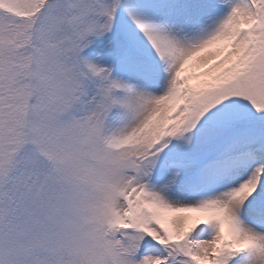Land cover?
Wrapping results in <instances>:
<instances>
[{
    "label": "rangeland",
    "instance_id": "rangeland-1",
    "mask_svg": "<svg viewBox=\"0 0 264 264\" xmlns=\"http://www.w3.org/2000/svg\"><path fill=\"white\" fill-rule=\"evenodd\" d=\"M39 1L0 0L14 11V16L0 11V264H156L170 258L168 250L160 248L137 251L147 236L110 225L114 219L146 225L152 221L136 213L125 218L123 196L136 183L162 173L158 171L160 160L204 162L210 174L199 173L195 182L209 174L217 184H224L235 182L238 169L253 167L254 172L250 180L242 181L247 188L242 194L217 185L210 197L213 203L226 196L228 202L239 200L241 211L232 212L227 202L217 206L211 216L206 215L213 221L210 227L196 217L181 216L186 220L175 228L171 219L170 229H155L157 238L180 237L182 252L187 254L201 238L198 233L214 236V225L220 221L232 225L244 219L258 225L264 213L250 211L245 198L264 212V139L240 149L232 138L226 151H236L235 156L222 161L228 132L209 127L195 131L189 126L209 113L227 116L264 102V0H140L141 4L126 0L116 12L114 0H75L70 17L64 10L67 5L59 1L56 5L63 8L61 13L54 4L47 7L28 46L29 21L20 19V12H32ZM205 19L208 24L203 27L200 23ZM240 23L248 29L233 44ZM226 30L230 33L202 61L194 53L182 56V50L214 43L213 36ZM125 34L130 37L127 65L132 71L118 77L128 86L123 97L114 94L107 64L110 56L128 46ZM227 46L231 48L228 55L209 68L210 56ZM86 51H92L88 58L97 68L83 64L80 56ZM167 53L173 59L170 68L148 67L147 61L155 57L170 63ZM29 56L37 58L43 73L36 82L52 91L50 109L38 110L32 117L34 139L47 145L45 156L40 151L29 153L25 141ZM171 80L175 85L170 91L164 89V82ZM145 94L157 101L141 118L143 108L134 104L133 96ZM120 99L118 112L107 117ZM176 104L174 116L168 117ZM161 128L168 133L166 140L155 145L152 141L158 139ZM111 129L118 130L115 136L124 142L118 141L120 147L103 140L102 133L107 135ZM169 138L178 144L168 145ZM214 151L218 153L215 159L207 161L205 156ZM186 173L185 167L165 171L159 189L175 186L183 190ZM132 204L140 206L136 199ZM154 254L159 256L157 261L152 260ZM254 260V256L239 257L217 248L205 263L248 264Z\"/></svg>",
    "mask_w": 264,
    "mask_h": 264
},
{
    "label": "bare ground",
    "instance_id": "bare-ground-1",
    "mask_svg": "<svg viewBox=\"0 0 264 264\" xmlns=\"http://www.w3.org/2000/svg\"><path fill=\"white\" fill-rule=\"evenodd\" d=\"M241 2L243 3V1H241ZM237 5L238 6L236 8H239L240 4H238V2H237ZM207 24H208V21L206 19H205V23H203V24L200 23V25H202L203 27H204V25H207ZM229 33L230 32L226 30L223 34H220L217 37H214L213 36L212 41L214 43H206L205 45H201V46H198V47H191V48L188 47L186 50H182V52H183V55L182 56H186V54L194 53V54H196L197 59L199 61H202L206 56H208V55H210V54H212L214 52L213 49L214 48H217L215 46H218V44L221 43V41L224 39V36H226ZM210 58H212V57L210 56ZM172 85H175L172 80H171V82L170 81L164 82V89L167 88V90L170 91ZM139 86L137 87V90L139 89ZM154 99H155V97L153 98V96L147 95V94H145L143 97L140 96V95L139 96H133L134 104H135V101H136V103H139L140 107L143 108V111H142L143 112V115L141 116V118L145 116V112L147 111V108L150 107L151 105H153ZM155 101H157V100L155 99ZM146 113H148V112H146ZM148 123H149V126H152L153 125V121L152 120H150ZM117 132H118V130L115 133H117ZM238 171L240 172V176L237 177V180H238L237 182L236 181L234 182L233 180H229V181H227V182H225L223 184V182L219 181V185L220 186L221 185L222 186H227V187H225L226 190L229 189V188H235V189H238V191L242 192L245 188H244L243 185H240V182L242 180H244V179L245 180H249L248 177L252 176L251 173L254 170L253 169L252 170H248V169L244 170V168H242V169H238ZM173 176L175 178V177H177V174L174 173ZM161 191L163 193H165V194H169L171 192H175V194L177 196L176 199H168V198H166L164 196L162 198L161 204H163L166 201V204H168L170 207H173V208H180L181 206H186L187 207L189 205V199H187L186 196L180 190H178L175 186H172V187L163 186L161 188ZM227 197L228 196L224 197V199L222 201L217 202V205L218 206H223V204L227 202L228 203L227 205L232 210V212L238 213L239 210L240 211L242 210L241 207H240L239 200H235V201H232V202H228V198ZM204 200L206 202L207 201H211L208 197H205ZM187 218H189V217H187ZM262 218H264V217H262ZM262 218H260V220H264ZM184 220H186V218H182V217L173 218V220H172L173 227L174 226H175V228L181 227V225L183 224ZM260 233H261L260 230H258L257 228H255V229L251 230L250 232H248L247 234H250V235L253 234L254 236H257ZM208 235H210V234H208ZM208 235H207L206 232L205 233L204 232L198 233V237H205V236H208ZM214 244H215V241H206V240L205 241H202L199 244V246L197 247V249H196V254H198V255L199 254H205L206 256L212 255L213 254V249H214ZM256 256H254L256 258V260L251 261L248 264H260V263H262L260 261V257L259 256L256 257ZM151 257H152V260L153 261H157L158 258H159V256L157 254H154Z\"/></svg>",
    "mask_w": 264,
    "mask_h": 264
}]
</instances>
